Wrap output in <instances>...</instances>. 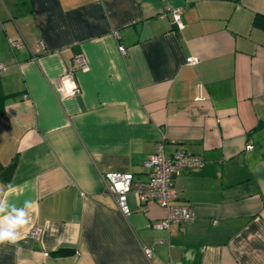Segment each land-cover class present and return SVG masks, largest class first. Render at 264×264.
<instances>
[{"label": "crops", "instance_id": "1", "mask_svg": "<svg viewBox=\"0 0 264 264\" xmlns=\"http://www.w3.org/2000/svg\"><path fill=\"white\" fill-rule=\"evenodd\" d=\"M167 2L181 28L163 0H0V220H29L0 264H264V0ZM159 142L204 160L174 176L194 217L169 229L157 202L129 193L123 215L103 189L145 180Z\"/></svg>", "mask_w": 264, "mask_h": 264}, {"label": "built area", "instance_id": "2", "mask_svg": "<svg viewBox=\"0 0 264 264\" xmlns=\"http://www.w3.org/2000/svg\"><path fill=\"white\" fill-rule=\"evenodd\" d=\"M164 1V9L157 14L162 18L167 13L170 14L171 22L177 28L182 27L181 14L183 6L170 5L167 0ZM20 43L13 40L11 47H17ZM39 47L44 50L45 46L41 40L38 42ZM119 51L124 54L125 47L118 44ZM72 61L77 64L78 69H85L87 61L80 53H75ZM186 61L195 64L197 59L189 56ZM5 66L0 63V70ZM55 90L61 97L78 95V88L74 80V69L69 67L65 73L58 75L52 80ZM67 85V86H66ZM198 98H201L198 95ZM163 142H159L156 150L150 154L144 161L143 165L147 168V177L145 180H135L132 172L108 171L103 174V189L113 195L118 209L123 215H128L132 208L128 203V194L135 193L142 204L148 201H155L166 210L165 215L155 222V226L162 229H169L172 223H184L193 219L194 210L188 205H174L172 201L176 196L173 185V179L176 174L184 169H199L203 165V157L193 153L183 147H178L171 153L164 150ZM251 148V145H248ZM41 228L35 226L32 230V236L37 238L41 233ZM144 254L150 258L152 250L144 247Z\"/></svg>", "mask_w": 264, "mask_h": 264}, {"label": "clouds", "instance_id": "3", "mask_svg": "<svg viewBox=\"0 0 264 264\" xmlns=\"http://www.w3.org/2000/svg\"><path fill=\"white\" fill-rule=\"evenodd\" d=\"M3 210V207H0V212ZM28 223L29 220L25 218L23 212L18 213L14 218L4 216L2 220H0V242L5 240L14 242L19 235L16 229L25 226Z\"/></svg>", "mask_w": 264, "mask_h": 264}, {"label": "trees", "instance_id": "4", "mask_svg": "<svg viewBox=\"0 0 264 264\" xmlns=\"http://www.w3.org/2000/svg\"><path fill=\"white\" fill-rule=\"evenodd\" d=\"M256 17H257L256 18V20H257L259 18V16H256ZM71 252H72V249H70V248H60V249L56 250L54 253L59 254V255H64V254L71 253Z\"/></svg>", "mask_w": 264, "mask_h": 264}]
</instances>
